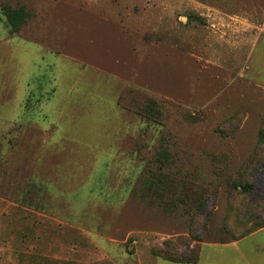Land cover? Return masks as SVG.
<instances>
[{"label": "rangeland", "instance_id": "obj_1", "mask_svg": "<svg viewBox=\"0 0 264 264\" xmlns=\"http://www.w3.org/2000/svg\"><path fill=\"white\" fill-rule=\"evenodd\" d=\"M263 131L264 0H0V264H264Z\"/></svg>", "mask_w": 264, "mask_h": 264}, {"label": "trees", "instance_id": "obj_2", "mask_svg": "<svg viewBox=\"0 0 264 264\" xmlns=\"http://www.w3.org/2000/svg\"><path fill=\"white\" fill-rule=\"evenodd\" d=\"M26 16H27V14L23 10L11 11L10 13L7 14L8 22L12 26H16L17 22L19 21L18 19L25 18ZM261 139L263 141L262 143L264 144V131L261 133ZM254 163H257L260 165L264 164V154L263 155H255L254 156ZM257 226H261L260 229L264 228V225H262V223L257 224ZM251 233L252 232H250L249 234H251ZM241 238H243V237H241ZM241 238H239V239H241ZM239 239H236V240H239ZM226 243H228V242H226ZM201 248H202V246H201ZM201 248H200V251L198 254H194V251H189V253H187L186 255L183 256V258H172L167 253L169 250L175 251L176 245L173 242H169L165 251L160 250V251H156V252L158 253V255L163 256L166 260H168L170 262H174V263H178V264H196L200 260Z\"/></svg>", "mask_w": 264, "mask_h": 264}, {"label": "crops", "instance_id": "obj_3", "mask_svg": "<svg viewBox=\"0 0 264 264\" xmlns=\"http://www.w3.org/2000/svg\"><path fill=\"white\" fill-rule=\"evenodd\" d=\"M264 233V228L260 229V230H257L255 232H252L251 234L239 239V240H235V241H231V242H228V243H219L220 245L222 246H225V247H235V249H237L238 252H240L241 256L246 258L245 257V253L243 252L242 248H241V244H244V242H246L247 240L251 239V238H257L259 235L263 234ZM218 244V243H217ZM204 246V245H203ZM203 246L201 248V254H200V260H201V256H202V251H203ZM254 249L256 251H263L264 250V245L263 244H256L254 245V247L251 248V251H254ZM260 260L258 261L259 264H261L263 262V256L261 255V258H259ZM199 260V262H200ZM196 263V264H199Z\"/></svg>", "mask_w": 264, "mask_h": 264}]
</instances>
